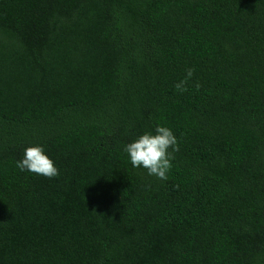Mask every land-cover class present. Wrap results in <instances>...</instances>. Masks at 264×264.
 <instances>
[{"label": "trees", "instance_id": "1", "mask_svg": "<svg viewBox=\"0 0 264 264\" xmlns=\"http://www.w3.org/2000/svg\"><path fill=\"white\" fill-rule=\"evenodd\" d=\"M0 264H264V0H0Z\"/></svg>", "mask_w": 264, "mask_h": 264}, {"label": "clouds", "instance_id": "2", "mask_svg": "<svg viewBox=\"0 0 264 264\" xmlns=\"http://www.w3.org/2000/svg\"><path fill=\"white\" fill-rule=\"evenodd\" d=\"M193 69L186 70V76L175 87L183 91V85L192 76ZM171 150V151H170ZM179 150L177 138L166 126L157 125L154 131H144L123 147L133 168L145 169L149 176L167 180L172 168V153ZM16 167L45 177H55L58 169L54 161L46 154L42 145L25 147L22 157L17 160Z\"/></svg>", "mask_w": 264, "mask_h": 264}]
</instances>
